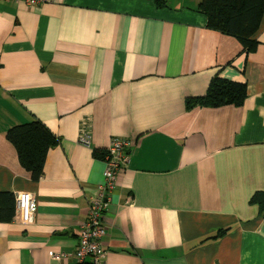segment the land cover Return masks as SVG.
Masks as SVG:
<instances>
[{
    "label": "crops",
    "instance_id": "obj_1",
    "mask_svg": "<svg viewBox=\"0 0 264 264\" xmlns=\"http://www.w3.org/2000/svg\"><path fill=\"white\" fill-rule=\"evenodd\" d=\"M199 3L0 0V191H28L36 207L31 224L16 210L0 221V264H76L112 137L131 146L104 216L105 264H264V215L249 202L264 190V9L244 52ZM216 74L246 96L187 108ZM33 119L59 137L37 180L6 139Z\"/></svg>",
    "mask_w": 264,
    "mask_h": 264
},
{
    "label": "trees",
    "instance_id": "obj_2",
    "mask_svg": "<svg viewBox=\"0 0 264 264\" xmlns=\"http://www.w3.org/2000/svg\"><path fill=\"white\" fill-rule=\"evenodd\" d=\"M154 1L158 7L165 6V0ZM263 9L264 0H200L196 11L205 17L208 28L236 37L242 50L247 52L255 45L253 35L259 27ZM245 96L241 85L216 74L209 81L206 93L188 97L186 107H220L235 104ZM6 139L15 148L20 165L34 180L42 174L48 150L59 142V137L38 119L11 126L6 132ZM249 202L257 207L258 215H264V190L254 192ZM14 212V195L0 191V221L12 220ZM227 229H219L210 238L221 237Z\"/></svg>",
    "mask_w": 264,
    "mask_h": 264
},
{
    "label": "built area",
    "instance_id": "obj_3",
    "mask_svg": "<svg viewBox=\"0 0 264 264\" xmlns=\"http://www.w3.org/2000/svg\"><path fill=\"white\" fill-rule=\"evenodd\" d=\"M9 1V0H6ZM26 4H37L43 0H16ZM90 136L82 131L80 141L88 143ZM131 146L129 139L112 137L104 152L102 180L96 186V192L89 195L87 219L79 232L78 245L75 251L76 264L89 262L90 264H105L108 252L103 248L101 239L105 234L104 216L111 199V192L115 186L117 174L128 161L127 149ZM15 219L22 224H31L35 220L36 207L33 196L28 191H16ZM59 255L51 254V257Z\"/></svg>",
    "mask_w": 264,
    "mask_h": 264
}]
</instances>
